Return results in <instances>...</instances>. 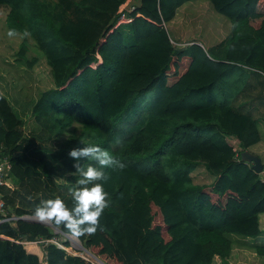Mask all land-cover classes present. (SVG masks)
<instances>
[{"label":"trees","instance_id":"16d2710c","mask_svg":"<svg viewBox=\"0 0 264 264\" xmlns=\"http://www.w3.org/2000/svg\"><path fill=\"white\" fill-rule=\"evenodd\" d=\"M134 1L126 11L131 21L116 25L129 0H0L7 27L31 33L53 81L30 108L47 134L27 132L0 92V156H8L17 186L2 189L0 218L11 219L0 222V264H91L50 241L49 226L21 218L42 200L61 198L72 206L69 191L80 176L68 153L84 146H99L126 165L104 169L103 230L78 237L107 264H213L218 258L228 264L232 235H261L262 172L242 154L261 140L244 99L260 88L252 99L264 100V0H208L230 21L227 37L209 48L196 41L177 48L166 28L179 7L196 0ZM27 47L22 41L17 55L27 59ZM176 56L185 67L169 77ZM75 124L83 141L40 143ZM228 135L239 141L237 153ZM202 165L213 176L210 184L193 182L191 173ZM55 177L66 184L57 185ZM253 247L264 259V243Z\"/></svg>","mask_w":264,"mask_h":264},{"label":"rangeland","instance_id":"374dc122","mask_svg":"<svg viewBox=\"0 0 264 264\" xmlns=\"http://www.w3.org/2000/svg\"><path fill=\"white\" fill-rule=\"evenodd\" d=\"M183 5L185 6L176 13L173 20L166 24V28L168 29L172 43L175 47H183L191 41L200 40L204 47L208 48L210 43H218L227 37L230 30L229 19L221 13H218L208 0L189 1ZM6 14L7 8L2 6L0 8V92L8 97L18 114L25 119V129L27 132L29 130L40 131V127L34 122L32 116L30 115V108L41 91L53 86L50 67L46 62L43 52L36 46L30 36L24 37L23 33L17 32V36L12 38L8 37L7 33L9 28L5 22ZM24 40L28 46L26 53L27 59H23L17 55L20 44ZM204 41H206V43ZM32 58H36L37 62L30 67L27 65V61ZM178 58L180 57L176 56L174 58L175 62H173L168 69L167 75L169 77H173L172 70L180 73L185 67V63H181V58ZM254 90L255 94L257 90H260V88ZM254 94L252 96H254ZM143 99L144 97H142L139 101H142ZM262 104L263 103H261L258 99H252L251 111L257 119L262 144H264V106H262ZM79 131V125L75 124L70 128H65V131L59 134L50 132V137H46L47 139L42 140L40 143L46 145L50 144L49 146L53 147H57L58 145L63 146L64 144L75 145L84 140L79 138ZM43 133L47 134L48 131H40L41 135ZM226 139L228 142H231V144L233 142L235 143V141L238 142L237 138L233 135H228ZM234 146L238 148L236 143ZM257 146V144L253 145L252 148H256ZM255 148L253 149L255 150ZM261 158L263 157L261 156ZM191 175L195 184H210L213 180V176L210 175L203 165L195 169ZM54 180L57 185L66 184L64 178L55 177ZM7 182L8 184L3 186V188H9L12 190L17 187L11 178L10 181L7 180ZM2 189L0 191L1 197ZM22 216L35 219L34 215L24 214ZM50 228L55 234V237H53L50 241L57 242L59 244L68 242L69 246L65 247L68 254L79 255L82 257L86 256L89 259H93V255H89L85 251V253H83L80 249L71 245L69 237L67 238L66 236V234H68L66 231L52 227ZM262 228L263 231L261 235L256 238H244L237 235L231 236L235 242L229 261L230 263L228 264H264V259L255 253V249L253 247L255 244L264 243V223L262 224ZM81 245L83 246L82 242ZM83 248L86 247L83 246ZM40 256L41 259H43V254L41 252ZM213 264H220L219 258L216 259Z\"/></svg>","mask_w":264,"mask_h":264},{"label":"clouds","instance_id":"9594fccd","mask_svg":"<svg viewBox=\"0 0 264 264\" xmlns=\"http://www.w3.org/2000/svg\"><path fill=\"white\" fill-rule=\"evenodd\" d=\"M7 35L12 38L18 33L11 29ZM30 35L27 29L23 31L24 37ZM68 155L75 161V174L80 176L76 187L69 191L72 206L68 207L61 198L42 200L33 215L38 222L49 224L56 229L62 228L74 237L95 235L98 229L103 230L100 218L109 207L108 193L101 183L109 179L104 169L122 171L126 165L115 159L107 150L94 145L74 148ZM81 161H93L96 166L88 164L85 168Z\"/></svg>","mask_w":264,"mask_h":264},{"label":"built area","instance_id":"2783aa9c","mask_svg":"<svg viewBox=\"0 0 264 264\" xmlns=\"http://www.w3.org/2000/svg\"><path fill=\"white\" fill-rule=\"evenodd\" d=\"M135 3L136 2L134 0H129V3L126 4L124 6V9L121 10V13L119 14L118 19L116 21V25L131 21L132 18L128 16L127 12L132 10V8H134ZM235 143L238 146V148H236L234 146ZM235 143L233 142L231 144V142H229V144L232 146L233 150L237 153L238 150L240 149L239 141L238 142L235 141ZM9 169H10V161H9L8 156H0V191L3 188V186L8 184L7 180L10 181V177H9V173H8ZM262 180L264 181V170L262 171ZM0 214L2 216H5V203L2 200L1 194H0ZM12 218L16 219L18 217H12ZM9 219H11V218L1 217L0 222L5 221V220H9ZM54 243H56L61 248L64 247L62 244H59L57 242H54ZM83 259L89 261L91 264H107L106 262L101 260L99 257H96L94 255H93V259H88L86 257H83Z\"/></svg>","mask_w":264,"mask_h":264},{"label":"crops","instance_id":"0c3cea01","mask_svg":"<svg viewBox=\"0 0 264 264\" xmlns=\"http://www.w3.org/2000/svg\"><path fill=\"white\" fill-rule=\"evenodd\" d=\"M185 5H182L181 7H179L178 8V10H177V12L182 8V7H184ZM230 31V30H229ZM196 41V40H195ZM198 44H200L201 46H203L204 47V45H203V43L199 40V41H196ZM205 43H206V41H204ZM216 44V43H215ZM215 44H209V47H212L213 45H215ZM208 47V48H209ZM204 48H206V47H204ZM254 89L253 90H249V91H246V93L247 94H249V95H253L254 94ZM259 91H261V90H257V92L256 93H258ZM255 93V94H256ZM260 95H263L264 96V91H262V92H260ZM244 101H246V102H244V103H246V106H247V109H248V107H251L252 108V98H245L244 99ZM264 101V100H263ZM261 102V103H263L262 104V106H264V102ZM256 145V144H255ZM257 147L255 148V147H253V148H255V150L252 148V146L249 148V151H251V152H253V153H255V154H257V155H261L263 158H264V144H262V140H260L258 143H257ZM260 156V157H261ZM263 158H261L262 159V162H263ZM264 163V162H263ZM259 221H260V227L262 228V224L264 223V214H261L260 215V217H259ZM262 223V224H261ZM262 230H263V228H262Z\"/></svg>","mask_w":264,"mask_h":264},{"label":"water","instance_id":"95a60500","mask_svg":"<svg viewBox=\"0 0 264 264\" xmlns=\"http://www.w3.org/2000/svg\"><path fill=\"white\" fill-rule=\"evenodd\" d=\"M242 158H243V161L245 162H250L251 165H252V169L257 172V173H261L262 170H263V164H262V159L259 155L249 151V150H245L243 151V154H242ZM22 219H25V220H28V221H33V222H37V223H40L38 222L36 219L34 218H27V217H23L21 216ZM42 224V223H41ZM46 226H49V227H52L54 228L53 226L49 225V224H44ZM61 230V229H60ZM60 247V246H59ZM65 249V247H62ZM86 249V248H84ZM89 253H91L88 249H86ZM93 254V253H91ZM94 255V254H93ZM79 256V255H78ZM96 256V255H94ZM97 257V256H96ZM83 258V257H82Z\"/></svg>","mask_w":264,"mask_h":264},{"label":"bare ground","instance_id":"6f19581e","mask_svg":"<svg viewBox=\"0 0 264 264\" xmlns=\"http://www.w3.org/2000/svg\"><path fill=\"white\" fill-rule=\"evenodd\" d=\"M66 236H67V238L69 237V239L71 241V245H73L75 248L80 249L83 253L87 252L89 255L91 254L86 249L83 248V246L81 245V242L79 241V239L77 237H74V236L69 235V234H66ZM83 256H84V254H83ZM84 257H86V256H84ZM86 258H88V257H86ZM91 258H92V256H91Z\"/></svg>","mask_w":264,"mask_h":264}]
</instances>
